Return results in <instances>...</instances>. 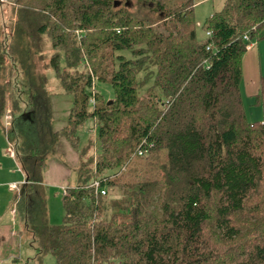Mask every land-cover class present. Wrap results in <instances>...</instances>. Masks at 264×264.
<instances>
[{"label":"trees","instance_id":"16d2710c","mask_svg":"<svg viewBox=\"0 0 264 264\" xmlns=\"http://www.w3.org/2000/svg\"><path fill=\"white\" fill-rule=\"evenodd\" d=\"M196 2L13 0L8 26L0 0V122L20 135L17 207L39 264H264V80L262 120L249 122L241 93L244 37L264 40V0H224L204 43ZM47 70L73 99L59 131ZM89 119L95 139L80 148ZM62 138L79 154L78 182L53 226L44 180Z\"/></svg>","mask_w":264,"mask_h":264},{"label":"rangeland","instance_id":"374dc122","mask_svg":"<svg viewBox=\"0 0 264 264\" xmlns=\"http://www.w3.org/2000/svg\"><path fill=\"white\" fill-rule=\"evenodd\" d=\"M2 2H3V9L5 10V13L7 14V18H5L6 19L5 22L7 23L8 26H11L10 20H9L10 16L8 17V15L11 14V9H12L11 7L13 4V0H2ZM196 3L197 4L195 6V22L202 26V27H196L197 37L201 43H204L208 40V37L206 35V31L204 30L203 26L215 12L221 10L224 0H211V1H206V2L204 0H197ZM256 42H259L260 44H262L264 43V40H260ZM49 50L50 49H48V51ZM48 51L45 53L47 56L46 61L44 60L41 62H37L39 66L38 69L40 70V72L45 70L44 64L45 62L47 63L49 61L48 56H50L52 52H48ZM260 54H261V59H262L261 60L262 78L264 80V50L263 48L260 49ZM4 59H7V57H4ZM8 60L9 59H7V66L11 65L10 63H8L9 62ZM7 69H8V73L11 72L10 79L13 82L12 87L14 88L20 84L19 88L24 90L25 89L24 86H26V82H25L26 79L24 77V74L21 73L18 75V77H15V74L19 73L18 70L9 69V68ZM46 75L48 77V84H49V88L51 91V98L53 102V107H52L53 125L55 127H62L63 125L68 123V118H69L70 111L72 108L73 99L71 96L66 95L63 92V89L61 88L59 81L56 79L52 71L47 70ZM146 89L147 88H144L142 92L144 93ZM96 90L103 96V98L107 102L113 100L115 97L114 90L112 86L108 83L97 82ZM15 95L18 98L21 97L24 102L27 100V96H28L27 93L21 94L20 96L18 95V93H16ZM245 99H246L245 100L246 115H247L249 122H255V120L258 121L257 120L258 117L263 112L262 107L257 106L253 98L249 100L247 99V97H245ZM18 103L21 107L24 106V103L22 101L18 100ZM18 113H16L15 116H19ZM10 118L11 117H8V119ZM11 120L8 121L6 119L5 121L0 122V188L1 190L6 189L9 192H12L13 194L14 189L16 190L17 188H20L21 185L23 184L24 177L19 168H16V170L14 168L15 166H17L14 160L16 157L17 140L19 139L20 135L12 131L13 127H10V132L8 130L6 132V130L3 129V127H7V126L9 127V125L11 126V122H10ZM94 128H95L94 120L89 119L86 121L83 127L79 129L78 136L80 138V148H83L84 146H86L90 139L92 140L95 139ZM6 135L12 139L11 143L8 141ZM59 152H60L59 154H61L64 158V152L62 151V146L59 147ZM78 167L71 168L70 170L71 175L69 176V180H68V183L70 184L69 188H71V185L72 187L77 185ZM46 195L48 198L49 222L53 226H60L64 223V219H65V210H64V205H63L64 190L63 188H59L55 185H51L47 187ZM17 212L15 208L13 207L8 212L6 216L8 217L7 219L12 220V219L18 218L19 220L20 215L19 213L17 215ZM31 252L29 255L30 257L35 255V251H31ZM38 262H39L38 260H35L33 261V264H39ZM43 263L44 264H56V259L52 255H47L46 257L43 258Z\"/></svg>","mask_w":264,"mask_h":264},{"label":"crops","instance_id":"0c3cea01","mask_svg":"<svg viewBox=\"0 0 264 264\" xmlns=\"http://www.w3.org/2000/svg\"><path fill=\"white\" fill-rule=\"evenodd\" d=\"M261 48L264 50V43L260 44L259 42H256V46H254L251 50H248L243 57L241 93L244 106L246 100L245 97H247L249 100H251V98L255 100L260 91L263 80L261 71ZM262 113L258 117V121L262 120ZM66 125L67 123L62 127L53 126L56 131H59L66 127ZM7 139L11 143L12 139L9 136H7ZM60 146H62L64 158L61 154H59L60 152L58 149L57 155L49 162V166L45 172L44 182L46 194L47 187L55 185L59 188H63L65 196V190L69 189L70 185L68 183L69 176L71 175L70 170L71 168H77L79 166V154L78 152H75V150L70 146L65 138L61 139ZM14 161L17 165L14 167L15 170L16 168H19L24 177V182L21 185L22 187L26 182V178L16 157ZM20 188H17L16 190L14 189L13 194L6 189L1 190L0 188V264H33V261L36 260V251L31 245V235L25 230L23 219L17 207V193L19 192ZM13 207L15 208L16 212L18 211L17 215L18 213L20 215L19 220L18 218L8 220V217H6L8 212ZM31 251H35V255L30 257L29 255Z\"/></svg>","mask_w":264,"mask_h":264},{"label":"built area","instance_id":"2783aa9c","mask_svg":"<svg viewBox=\"0 0 264 264\" xmlns=\"http://www.w3.org/2000/svg\"><path fill=\"white\" fill-rule=\"evenodd\" d=\"M204 1L206 2V1H211V0H204ZM197 27H202V26L200 24H197ZM206 35H207L208 38H210L211 37V32H206ZM244 40L248 43L247 51L251 50L254 46H256V41L252 40L249 35H246L244 37ZM95 133H96V131H95ZM139 154L142 155L143 151H140ZM90 186H91V188H93L95 190L96 194H98V193H100L101 195H106L107 194L106 189L102 188L101 182L98 179L94 180L91 183ZM66 194H67V190H65V195Z\"/></svg>","mask_w":264,"mask_h":264},{"label":"bare ground","instance_id":"6f19581e","mask_svg":"<svg viewBox=\"0 0 264 264\" xmlns=\"http://www.w3.org/2000/svg\"><path fill=\"white\" fill-rule=\"evenodd\" d=\"M210 50V49H209Z\"/></svg>","mask_w":264,"mask_h":264}]
</instances>
